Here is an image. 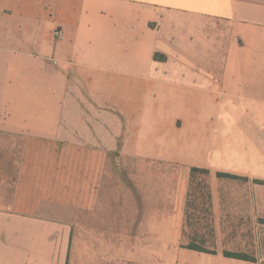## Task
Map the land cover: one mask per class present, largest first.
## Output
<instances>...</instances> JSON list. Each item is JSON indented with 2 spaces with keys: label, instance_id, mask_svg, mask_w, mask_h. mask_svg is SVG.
<instances>
[{
  "label": "crops",
  "instance_id": "1",
  "mask_svg": "<svg viewBox=\"0 0 264 264\" xmlns=\"http://www.w3.org/2000/svg\"><path fill=\"white\" fill-rule=\"evenodd\" d=\"M0 134V264H264V0H0ZM28 135L84 164L29 170Z\"/></svg>",
  "mask_w": 264,
  "mask_h": 264
},
{
  "label": "rangeland",
  "instance_id": "2",
  "mask_svg": "<svg viewBox=\"0 0 264 264\" xmlns=\"http://www.w3.org/2000/svg\"><path fill=\"white\" fill-rule=\"evenodd\" d=\"M114 102L117 99H112ZM165 103V98H160ZM171 102L174 104L177 103V98H171ZM173 105V104H171ZM20 135H6L0 134V197L4 195L9 197L10 193L14 190V181L16 180L17 170L20 163V150L21 147L18 145L20 140L18 139ZM29 138V158L28 162L25 164L28 166L29 170H62L68 172L71 169H77L84 163L81 162H71V155L77 154H86L87 150L83 147L77 149L74 147H69L68 145H54L49 140H40L37 137L28 135ZM10 140L11 145L8 144ZM7 141V142H6ZM7 143V144H6ZM99 154V152H96ZM112 157L108 163L110 169H119V170H128L132 168L133 163L120 161L119 158L115 157V153H110ZM66 157V160H62ZM116 158V159H115ZM115 159V160H114ZM135 165L137 162H134ZM140 169H154L155 164L147 161H140ZM100 157H97V160L93 162L94 168L99 169L101 167ZM77 166V167H76ZM156 168V167H155ZM158 170L161 169L163 172L170 169L168 166L163 164L159 165ZM191 191L194 192L192 195V202L196 203V194L195 192L203 191L207 187V177L206 174L196 172L193 174V177L190 180ZM203 189V190H201ZM4 199V198H3ZM190 232L195 231V227L189 226ZM189 243V242H188ZM185 243V244H188ZM195 243V242H194ZM197 243V242H196ZM183 244V243H182ZM181 259L180 257H177ZM178 259V260H179ZM176 259L174 258V262Z\"/></svg>",
  "mask_w": 264,
  "mask_h": 264
},
{
  "label": "trees",
  "instance_id": "3",
  "mask_svg": "<svg viewBox=\"0 0 264 264\" xmlns=\"http://www.w3.org/2000/svg\"><path fill=\"white\" fill-rule=\"evenodd\" d=\"M196 172H199V173H202V174H206L207 173V170L206 169H202V168L192 167L190 169L191 178L193 177V174L196 173ZM217 174L219 176H231L230 174L219 173V172ZM194 242L195 241L189 242L187 246L189 248L196 249V250H206L205 248L201 247L196 242L195 243ZM224 254L226 256H231V257L250 258V259L252 258L250 256H247V255H244V254H239V253H236V252L224 251Z\"/></svg>",
  "mask_w": 264,
  "mask_h": 264
},
{
  "label": "built area",
  "instance_id": "4",
  "mask_svg": "<svg viewBox=\"0 0 264 264\" xmlns=\"http://www.w3.org/2000/svg\"><path fill=\"white\" fill-rule=\"evenodd\" d=\"M53 37L55 40H62L64 37L63 32L60 29H55L53 31ZM53 63H58L57 59L52 58Z\"/></svg>",
  "mask_w": 264,
  "mask_h": 264
}]
</instances>
